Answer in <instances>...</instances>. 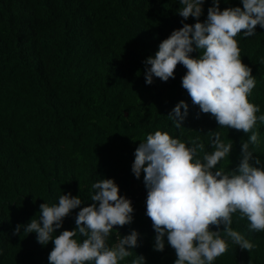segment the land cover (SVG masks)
Masks as SVG:
<instances>
[{
  "label": "trees",
  "instance_id": "1",
  "mask_svg": "<svg viewBox=\"0 0 264 264\" xmlns=\"http://www.w3.org/2000/svg\"><path fill=\"white\" fill-rule=\"evenodd\" d=\"M211 6L206 0L201 21ZM236 6L242 7L241 0L220 3L222 10ZM179 8V0H0V264H49L53 243L43 246L35 233L14 235V229L36 217L40 204L58 203L63 193L80 195L81 207L88 206L92 184L105 178L134 201L133 222L117 226L119 233L114 229L108 244L133 229L140 233L139 246L120 264H131L136 255L146 264H174L177 257L166 239L164 251L153 247L143 174L136 179L131 170L136 148L160 130L182 141L200 137L211 150L207 133L218 130L234 141L230 158L221 164L235 168L248 139L242 131L218 128L211 114L192 103L181 85L183 65L175 79L146 84L144 61L183 26ZM236 39L256 80L249 101L259 106V117L264 115V28L257 25L255 35L240 33ZM181 100L189 104V114L178 129L168 115ZM254 130L260 133L255 155L264 167V123L258 120ZM78 211L65 218L57 234L75 229ZM248 223L233 215V229L255 247L249 252L230 243L213 264H264V231L252 232Z\"/></svg>",
  "mask_w": 264,
  "mask_h": 264
},
{
  "label": "clouds",
  "instance_id": "2",
  "mask_svg": "<svg viewBox=\"0 0 264 264\" xmlns=\"http://www.w3.org/2000/svg\"><path fill=\"white\" fill-rule=\"evenodd\" d=\"M205 2L179 0L177 14L183 26L144 61L146 84L154 78L175 79L178 65H183L187 71L181 85L192 103L211 114L218 128L242 131L248 139L242 141L235 168L221 164L230 158L234 141L222 138L218 130L207 133L211 150L200 137L182 141L160 130L148 134L136 148L131 170L136 179L143 174L146 215L155 232L153 247L164 251L166 239L177 257L174 264H213L230 243L250 252L255 245L233 229L234 214L247 219L250 231H264V167L255 155L260 133L254 130L258 120L264 123V115L258 117L259 106L249 101L256 80L241 59L236 39L240 33L255 35L257 25L264 28V0H241L242 7L223 10L221 0H212L206 20L201 21ZM189 18L196 22L184 23ZM194 52L199 55L193 57ZM188 114L189 104L181 100L168 117L179 129ZM92 189L88 206L81 207L80 195L63 193L58 203L40 204L39 214L27 225H17L13 234L23 230L27 236L35 233L43 246L52 242L49 264H120L139 246L140 233L133 229L111 246L108 239L114 229L119 233L117 226L133 222L132 201L120 194L114 179H100ZM75 209H79L75 229L57 234ZM131 264H146V259L136 255Z\"/></svg>",
  "mask_w": 264,
  "mask_h": 264
},
{
  "label": "built area",
  "instance_id": "3",
  "mask_svg": "<svg viewBox=\"0 0 264 264\" xmlns=\"http://www.w3.org/2000/svg\"><path fill=\"white\" fill-rule=\"evenodd\" d=\"M132 203L134 202L132 199H131Z\"/></svg>",
  "mask_w": 264,
  "mask_h": 264
}]
</instances>
